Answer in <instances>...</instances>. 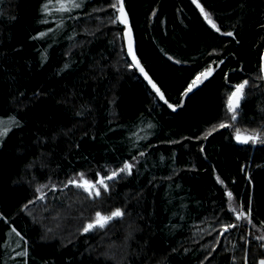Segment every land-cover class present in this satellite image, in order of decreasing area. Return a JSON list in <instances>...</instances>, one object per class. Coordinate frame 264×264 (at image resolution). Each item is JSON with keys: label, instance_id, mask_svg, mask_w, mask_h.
<instances>
[{"label": "trees", "instance_id": "1", "mask_svg": "<svg viewBox=\"0 0 264 264\" xmlns=\"http://www.w3.org/2000/svg\"><path fill=\"white\" fill-rule=\"evenodd\" d=\"M46 2L0 0V118L20 121L0 146V212L8 218H0V264H115L95 252L134 223L126 264H259L264 143H240L234 132H264V0H200L219 33L193 0H124L137 55L175 109L128 66L126 26L112 23L117 13L106 7L114 0H78L79 9L51 13ZM210 63L213 74L185 96ZM244 79L236 124L205 138L228 119L229 88ZM133 157V175L109 181L95 200L104 213L123 208V218L89 233L84 223L67 245L62 236L43 240L23 208L36 186L79 172L95 180ZM72 192L48 190L40 210L49 217ZM233 206L251 211L252 222L237 220ZM229 223L237 227L225 232Z\"/></svg>", "mask_w": 264, "mask_h": 264}, {"label": "snow or ice", "instance_id": "2", "mask_svg": "<svg viewBox=\"0 0 264 264\" xmlns=\"http://www.w3.org/2000/svg\"><path fill=\"white\" fill-rule=\"evenodd\" d=\"M193 2L197 5L200 12L203 13L204 19L211 26V28L215 29V31L218 33L221 32L220 26L213 19L212 14L205 10V7L203 4L200 3V0H193ZM52 7H55L56 12H71L73 9L81 8L82 3L78 2V0H55V3H53V0H47V2L43 5V12L51 13ZM106 7L112 8L117 13L114 17L111 18L112 23L118 22L125 25L129 24L128 15L124 7V0H114V2H110ZM62 23L63 21L61 20V24ZM223 34L229 37H234L236 35L232 31L224 32ZM41 35H44V33H41ZM127 36H128L127 55H129L131 59L135 61V63H129L128 66L134 69H138L139 72L143 73V75L148 79L152 88L155 89V92L159 95V98L163 100L166 104H169V102L165 98L164 93L156 85V83L152 81L151 77L148 76V73L144 70V67L141 65L139 59L136 56V52L133 47L130 26L128 27ZM236 42L238 43L239 41ZM212 63H215L218 66L219 64H222L223 61L222 60L215 61ZM214 71L215 68L211 66V63L205 66L203 70L200 71L191 81V83L188 85L186 91L184 92V95L187 96L188 93L192 92L194 88L202 84L205 79L210 77ZM261 73L262 74L258 76V79L264 80V67L261 68ZM248 85H249V80L244 79L242 82L232 85L229 88L228 95L226 97V112H225V116H227L228 119L221 121L217 125H213L211 130L205 133V138L208 135H210L211 132L216 131L217 128L234 127L233 122L237 121L238 119L241 100L245 96V89ZM169 107L175 109L176 105L169 104ZM19 124L20 121H18L15 118V116L10 117L8 120L0 118V146L3 145V140L8 135L11 128L13 126L18 127ZM149 127H151V125H149ZM235 138L237 141L243 144H247L249 141L253 143H264V132H262L260 129H253L247 132H242L239 128H235ZM143 154L144 153L142 152L139 153V155H143ZM134 161H136L135 157H133L132 160L124 161L119 167L111 169L110 172L107 174L97 173V179L95 180L87 178L84 172H79L76 175L70 176L67 180L62 181L59 185L56 183H52L51 180H49L48 183L41 184L35 187L36 195L34 196L33 199L29 200L25 205H23V208L25 211H28L29 205H32L37 201L46 202L48 199V194L45 191V189H48L49 191H54V190L58 191L61 189H67L70 186L74 187L75 189L81 190L84 193H87V198L96 200L97 198L101 197L102 192L110 191L109 181H116L121 178H124V176L133 175V171L136 167V163ZM217 180H219L221 184H224V181L220 180L219 176H217ZM227 197L230 200L233 199L234 198L233 192L228 191ZM231 211L232 213L235 214V218L237 220H248L249 223L252 222L251 211L249 210L241 211L239 206L232 207ZM124 215H125L124 210L123 208L120 207H117L108 213H104L102 211H96L94 216L91 219H89L80 230L83 233L95 232L96 230H103L107 228L108 225L113 220L117 218H123ZM0 218L4 220L8 219L7 217L4 216L2 212H0ZM223 227L226 232L230 228L237 227V225L235 223H229V224H225ZM10 232L14 233L16 236H19L22 240L25 239L24 235L20 231H18L15 227H11ZM258 239L264 240V236H260L258 237ZM17 255L27 256L28 253L25 251V252L17 253ZM259 264H264V259H260Z\"/></svg>", "mask_w": 264, "mask_h": 264}, {"label": "rangeland", "instance_id": "3", "mask_svg": "<svg viewBox=\"0 0 264 264\" xmlns=\"http://www.w3.org/2000/svg\"><path fill=\"white\" fill-rule=\"evenodd\" d=\"M99 23L100 24L97 25L99 27L104 25L103 23L101 24V21ZM99 27L97 29H99ZM236 122L237 121H235V124ZM237 128L242 132H245L240 127ZM45 191L48 192V189H45ZM73 191L74 192L71 193V196H69V199L66 201L65 206L53 208V210H51L52 214L49 217L44 214V209H46L45 206H42V210H40V204H38V202L26 212L27 215L32 218L34 223L40 225L43 240H51L58 236H62L59 237V240L61 238L60 242L62 245L69 244L75 240L81 225H84V223L94 216L96 211H99V200L95 201L87 198V193H84L81 190H75L74 187ZM127 197H129V195L125 198L127 199ZM65 224H69L70 227L69 229H65V234H62L60 230L66 226ZM124 224L126 225V223ZM120 232V241L117 243L111 241L107 242L108 240L103 241L100 244V249L96 251L95 254L99 253V256L97 255L98 257H103L108 261L112 260L115 264H126L127 259L129 258L128 255H130L128 251L130 249V242L134 241V234H138L137 225L135 223L133 225L128 224Z\"/></svg>", "mask_w": 264, "mask_h": 264}, {"label": "water", "instance_id": "4", "mask_svg": "<svg viewBox=\"0 0 264 264\" xmlns=\"http://www.w3.org/2000/svg\"><path fill=\"white\" fill-rule=\"evenodd\" d=\"M126 10V9H125ZM127 12V11H126ZM128 15V14H127ZM128 21H129V24L128 25H125V24H123V25H125L126 26V29H125V31H124V39H125V45H126V50H127V45H128V36H127V31H128V27L130 26L131 27V25H130V18H129V16H128ZM131 34H132V41H133V47H134V50H135V52H136V56H137V58L139 59V57H138V55H137V51H136V41H135V36H134V33H133V30H132V28H131ZM129 56V55H128ZM129 58H130V60H131V62L132 63H135V61H133L132 59H131V57L129 56ZM263 60H264V55H263ZM139 61H140V59H139ZM140 63H141V61H140ZM141 65L143 66V64L141 63ZM144 67V66H143ZM263 67H264V63H263ZM138 70V69H137ZM144 70L147 72V70L144 68ZM139 71V70H138ZM148 73V72H147ZM140 74H141V76L145 79V81L147 82V84L151 87V89L152 90H154L155 91V89H153L152 88V86H151V84L149 83V81H148V79L143 75V73H141L140 72ZM148 76H150L149 75V73H148ZM151 77V76H150ZM151 79H152V77H151ZM152 81H154L153 79H152ZM155 82V81H154ZM156 83V82H155ZM157 85V84H156ZM158 86V85H157ZM159 87V86H158ZM159 96V95H158Z\"/></svg>", "mask_w": 264, "mask_h": 264}]
</instances>
